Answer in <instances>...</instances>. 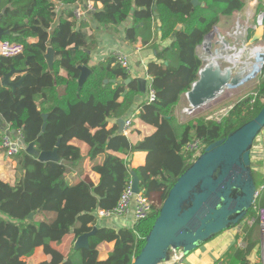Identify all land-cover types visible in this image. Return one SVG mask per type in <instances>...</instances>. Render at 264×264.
Segmentation results:
<instances>
[{
    "label": "trees",
    "instance_id": "1",
    "mask_svg": "<svg viewBox=\"0 0 264 264\" xmlns=\"http://www.w3.org/2000/svg\"><path fill=\"white\" fill-rule=\"evenodd\" d=\"M79 1L0 0V10L7 7L0 24L11 31L3 38L25 45L18 56H0V77L12 66L26 69L25 79L15 92L0 85V128L3 123L9 124L27 143L34 141L39 150L54 149L61 138L58 153L61 160L68 161L43 162L22 149L14 156L16 183L12 185L0 177V264H27L26 258L41 246L51 259L39 264H133L159 213V205L196 159L185 149L187 143L198 137L206 147L247 123L264 106L263 67L256 95L237 102L221 121L197 117L179 123L175 115L182 95L199 79L203 60L198 46L222 16L241 11L246 0H200L204 6L190 0H93L103 5L91 15L96 25L119 27L133 20L125 30L131 42L140 37L149 44L157 33L162 40L173 38L171 45L157 47L156 60L148 64L156 100L139 106L141 119L153 124L156 131L133 144L116 127L108 129V120L126 116L146 87L139 79L131 80L114 55L93 62L91 19L81 20L78 25L73 11ZM258 9L264 11L262 2ZM31 38L37 41L31 42ZM50 46L56 50L53 70L45 58ZM83 65L91 72L81 84ZM44 114H48L47 126L39 136ZM74 138L89 145L90 159L105 155L103 162L93 166L100 174L98 183L90 179L71 181L67 168L72 171L84 159L82 149L72 143ZM139 150L148 152L147 160L133 168L130 155ZM133 171L140 179V188L154 202L153 212L136 228L102 225L95 212L117 206L133 182ZM157 194L160 204L154 201ZM48 212H55L56 217H39ZM95 226L98 230L89 237L88 248H73L65 256L52 246L72 231L78 237ZM104 242H114V248L106 259H101L98 247ZM229 257L231 263L248 264L241 250L232 248Z\"/></svg>",
    "mask_w": 264,
    "mask_h": 264
},
{
    "label": "water",
    "instance_id": "2",
    "mask_svg": "<svg viewBox=\"0 0 264 264\" xmlns=\"http://www.w3.org/2000/svg\"><path fill=\"white\" fill-rule=\"evenodd\" d=\"M190 1L194 5H205L200 0ZM261 1L264 4V0ZM9 6L12 5L9 4ZM6 9L7 7H4L0 10V21ZM260 17L264 19V11H262ZM262 27V37L260 34L251 37L248 27H244L242 36H236V43L245 46L246 52L243 56L245 60H253L250 46L258 39L264 40V24ZM216 30L215 27L202 43L206 52L215 49L213 37L211 38V36ZM9 34H11V31L5 30L0 24V38ZM216 44H218V41ZM234 47L238 48V46ZM231 53L234 56V50ZM261 56H264V54ZM200 57L203 60V65L200 68L199 79L194 82L191 90L184 94L188 100L187 108L189 112L214 99L225 88H222L218 75L214 79L210 78L208 75L209 66L207 67L204 58ZM45 58L49 69L53 70L56 59L54 47H48ZM228 61L233 64V66H229L233 69L236 65L235 62ZM263 66L264 63L261 69ZM229 67L228 69H230ZM80 69L82 72L79 81L83 84L91 69L85 65L80 66ZM25 73V68L12 66L10 71L0 78V85L10 87L15 92L22 85L26 76ZM18 75H20V78L17 79L16 76ZM235 79H233L234 84L239 82ZM128 81H130V78ZM105 82H108V80H105ZM141 83L143 84L142 79ZM44 117L45 122L39 136L46 130L48 114H44ZM117 123L119 125L118 132L122 133L125 119L119 118ZM1 124L2 118L0 116ZM6 126V123H3L1 128L5 129ZM263 129L264 106L247 123L204 148L203 152L198 155L170 188L151 229L145 237V244L134 259L133 264H162L170 260L173 249L179 250L180 255L183 257L218 233L234 227L246 219L254 205L258 190L251 165V152L254 142ZM10 134L19 137V143L23 148L40 161H60L63 164H68L67 160H61L58 153L61 138H59L54 149L39 150L34 141L27 143L18 130L11 129ZM67 172H71L70 167L67 168ZM132 174L133 189L136 193H139L141 190L140 179L135 171ZM33 216L34 213H31L30 217ZM97 230L98 227L95 226L92 231L79 235L74 248H88L90 245L89 237Z\"/></svg>",
    "mask_w": 264,
    "mask_h": 264
},
{
    "label": "crops",
    "instance_id": "3",
    "mask_svg": "<svg viewBox=\"0 0 264 264\" xmlns=\"http://www.w3.org/2000/svg\"><path fill=\"white\" fill-rule=\"evenodd\" d=\"M87 0H80L79 5H85ZM262 2L261 0H246L245 7L239 11L235 12L232 16H222L220 22L216 25L217 30L215 33L211 36L213 40L217 39L219 46L215 52L208 51L205 53H208L207 59L209 60L208 64H215L216 66L218 59L223 58V56H220L221 52H225L220 47L222 43H227L234 47V43L229 38L228 34L232 30L240 31V29H244V27H248L249 31L252 32L251 36L253 35H259L262 37L263 27L258 25V21L255 22L257 13L258 17L262 13L261 10L258 9L259 3ZM102 4H98L99 9L102 8ZM91 19L89 32L90 35L94 37V41L92 43V58L93 62H99L100 60L110 56V53H113L115 51H123L127 53V55L130 58L131 67L132 70L130 73L131 80L139 79L143 81V85L145 90L140 92L136 96V100L133 104V106L130 108V110L126 113V116L123 118L126 119L127 117H130L132 114L136 113V109L140 111L139 106L146 101L147 97V88L150 86L152 77L148 74V64L151 61L156 60L157 58V47L163 48L166 46L171 45L173 42V38H168L166 40H162L160 33L155 34L153 40L149 44H144L139 37V39L136 42H131L126 38L125 30L126 28L130 27L133 23L132 19L127 20L124 24H122L119 27H104L102 25H96V22ZM81 20L85 21V19H78V25L81 23ZM88 20H86L87 22ZM256 25H258L256 27ZM181 27V26H179ZM159 31V29H158ZM260 37V38H261ZM210 38V39H211ZM31 42L37 41V38H31ZM230 41V43H228ZM260 45L264 47V40L258 39L254 44H252L251 47V55H256L257 58L262 60L264 56L257 55L254 53V45ZM234 45V46H233ZM201 47L198 46V49ZM231 50V49H230ZM242 51V55H238L237 52ZM246 52L245 47L239 48L236 51H234V55L241 56L243 58L242 65L250 64L249 61L251 60H245L244 54ZM199 56H202L199 54ZM201 58V57H200ZM254 59V58H253ZM256 61V60H252ZM218 67V66H217ZM261 67V66H260ZM64 72L62 71V74ZM188 100L186 98V95H182L180 103L177 105L175 109V115L177 116V120L179 123H186L190 121L191 119H182L181 115L186 110L188 111ZM134 120L132 122V126L130 130L125 133H123L129 138V140L133 144H137L140 141H142L145 137L152 135L156 131V127L153 124H150L148 122H145L141 117L139 116V112L136 113L134 116ZM117 118H110L108 120V129L116 127L117 132L119 129V125L117 123ZM4 134V130L0 128V145L2 141V137ZM72 143L79 146L82 149V152L84 154V159L78 164L75 169H72L71 171V181L72 182H78L82 179H90L94 183H98L100 180V174L93 170V166L97 163L103 162L105 155L101 154L96 159L92 160L88 157L89 152V145L77 138H74L72 140ZM256 152V156H252V154ZM148 156L147 151L139 150L135 151L133 154L130 155V163L133 168L142 166L146 163ZM126 157V155H124ZM251 158H252V169L254 172V175L257 179L261 181L260 187L264 185V129L261 131V133L258 135L256 141L254 142L252 152H251ZM17 162L8 157L5 152L1 149L0 146V177L14 185L17 181ZM40 218H49L53 220L56 217L55 212H48L46 214L40 215ZM102 225L111 226L115 228H120L123 226H127L130 224V218L128 219H112L110 221H102ZM239 227L238 224L234 227H231L229 229H226L220 233L222 234V237L218 238V234L215 235L212 239L206 241L199 247H197L192 252L186 254L185 256L179 255H172L170 256V260L165 261L162 264H176L175 262H178V264H216L219 261H225L226 264H241L240 261L231 263L229 253L232 251V248H235L237 251H242L244 253V258L246 259L247 263H260L262 261V253H263V237L260 231L261 235V243L260 245H257V242L254 244H251L249 242L247 235L245 234V230L243 229V226H241L239 232L241 234V240L242 242L237 239L235 245L234 243L227 246L226 242V235H223L227 232L231 233V236L234 238H238V231ZM77 239V236L74 231L67 234L62 242L56 243L53 242L52 246L59 250L62 254L65 256H68L70 252L72 251V248H74L75 241ZM224 244V246H223ZM226 245V248H225ZM114 248V242H104L99 245L98 250L100 254L101 259H106L109 256V253ZM224 248V249H223ZM261 254V255H260ZM180 256V257H179ZM51 256L49 254H46L44 252L43 247L36 248L34 254L28 258H26L27 264H39L40 262L44 260H50Z\"/></svg>",
    "mask_w": 264,
    "mask_h": 264
},
{
    "label": "built area",
    "instance_id": "4",
    "mask_svg": "<svg viewBox=\"0 0 264 264\" xmlns=\"http://www.w3.org/2000/svg\"><path fill=\"white\" fill-rule=\"evenodd\" d=\"M60 2L61 1H58L59 7L62 6ZM98 4H101V2H95L93 0H87L85 5H79V3H77L73 10L74 14L78 19H85L90 21L92 13L99 9ZM263 24H264V19H262L259 16L258 25L262 26ZM24 50H25L24 43L0 38V56L15 57L22 54ZM110 54L116 56L120 65L124 67L128 72H131L132 70L131 62L127 53L119 50ZM147 90L148 91H147L146 101L151 103L156 100V91L151 86V84L147 88ZM253 95L255 96L256 93H253ZM253 101L254 99L252 100V102ZM138 112L139 110L136 109V113ZM136 113L132 114L130 117H127L125 119V126H124L125 133H127L130 130ZM208 119H211V117ZM6 125L7 126L5 127V129H3L4 134L0 146L8 157L14 159V156L19 154L20 151L24 148L19 143V137L10 134L11 131L10 125L9 124ZM204 148L205 145L203 141L198 137H194L190 142L187 143L185 149L193 152L194 156L197 158L198 155H200L203 152ZM261 189H264V185L258 187L256 198L260 196ZM253 206H255V212L258 215L259 227L263 237V244H262L263 253H262V261L260 263H249V264H264V206L258 207L256 206L255 202ZM153 208H154V202L152 201V199L148 195H146L142 189L140 190L139 193H136L133 189L131 182L122 193L117 206H115L112 209H104V208L97 209L95 214L98 217L99 223H102V221L111 222V220L114 218L115 219L119 218L122 220L130 218V224L123 227L136 228L137 225H139L141 222H143L150 216V214L153 212ZM245 221L248 222L250 225H253L256 221V218L247 216L246 219H244L242 222ZM174 254L179 255L180 254L179 250L173 249L171 251L170 256L172 257V255ZM175 263L178 264V262ZM216 264H226V262L219 261Z\"/></svg>",
    "mask_w": 264,
    "mask_h": 264
},
{
    "label": "rangeland",
    "instance_id": "5",
    "mask_svg": "<svg viewBox=\"0 0 264 264\" xmlns=\"http://www.w3.org/2000/svg\"><path fill=\"white\" fill-rule=\"evenodd\" d=\"M258 19H259V17H258V13H257V17H256L255 22L258 21ZM250 34H252V32H250ZM213 41H214V48H215L214 52H215V50L219 46H217V44H216L217 39H215ZM228 43H230V41ZM222 44H225V43H222ZM222 44L220 46L221 48H223ZM231 45L227 44V48H229V50L220 53V56H223V58H221L222 59L221 62L218 61V63H220V65H221V67H220V65H217V66H219V67H217L215 64H208L209 70H210V73H208V75L210 77H213V79L215 78L216 75H218L217 77L219 78V81L221 82L222 88L225 87V89H223V91L217 97H215L214 99H212L208 103L197 107L194 111L189 112V111L185 110L183 112V114L181 115V118L183 120L184 119H194L197 117H206V118L211 117V119L221 121L223 118H225L228 115L229 111L232 109V107L237 102H239L242 99H244L245 97H247L249 95H253V93H255L254 90L258 85V82L260 80V76L262 74L263 68L261 70H259L261 64L258 65L257 72H255V74L252 75L249 79L239 80V82L234 84L233 79H235V78L238 79L242 76L245 78L246 76H248L249 71L253 66L251 63L246 64V65H242L243 58L241 56H235V55L232 56L231 51L233 52V50L234 51H236V50L234 48H232ZM254 46H256V48L254 47V50H255L254 53H256L257 55L264 54V47L263 46H260L258 44L254 45ZM205 51H206L205 46L203 44H201V47L198 49V52H199V54L204 56L205 59H207L208 53H205ZM237 54L242 55V51H240V52L238 51ZM228 60H232L236 64L234 67L235 69L234 68L232 69V73L230 70H226L224 68V67L230 66V65L233 66V64H230V62ZM253 60L259 61L260 59L257 58L255 55ZM240 68H242V70H240ZM228 83H231V84L228 85ZM177 116H178V114H177ZM177 116H176V118H177ZM178 117H180V116H178ZM252 156H256V152H254L252 154ZM255 180H256V183L259 187L261 181L259 179H257L256 177H255ZM154 201H158V203L160 202V195L159 194H157L154 197ZM255 204L258 207L264 206V189L260 190V196L258 198H256ZM159 207H160V205H159ZM248 216H250L252 218H256L255 223L253 225H250L246 221L245 222L241 221L238 224L239 230H240L241 226H243V229L245 230V234L247 235L249 242H251V244H254L257 242V245L258 244L260 245L261 235H260V231H259V219H258V215L255 212V206H253L251 208V210L248 213ZM239 230H237L239 233L238 238L232 237L230 232L223 234V235H226L227 246L230 244L232 245L233 243L235 245L237 239H239V241L242 242V240H241L242 236H241ZM217 237L218 238L222 237V234L217 236ZM223 246H224V244H223ZM225 248H226V245H225ZM72 250H73V248H72Z\"/></svg>",
    "mask_w": 264,
    "mask_h": 264
},
{
    "label": "bare ground",
    "instance_id": "6",
    "mask_svg": "<svg viewBox=\"0 0 264 264\" xmlns=\"http://www.w3.org/2000/svg\"><path fill=\"white\" fill-rule=\"evenodd\" d=\"M258 22H259V19H258ZM235 36H234V35ZM244 34V29H240V31H235V32H233L232 30L229 32V34H228V36H229V38L232 40V42L234 43V45L235 46H238V48H244L245 46L244 45H242V44H240V43H236V39H237V35H238V37L239 36H242ZM238 48H235V50H237ZM223 51H225V50H223ZM254 56L255 55H253L252 56V58H254ZM203 58H204V56H202ZM263 59L262 60H259V61H250V63L252 64V68L250 69V71H249V74H248V76H246L245 78L242 76V77H240V78H238V79H235V81H239V80H245V79H249L252 75H254L255 74V72H257V70H258V65H260L261 64V66H262V64L264 63V57H262ZM204 60H205V64L207 65V67H208V62H209V60L208 59H205L204 58ZM221 60L222 59H218V61H220L221 62ZM241 62V61H240ZM218 63V62H217ZM219 65H220V63H218ZM219 67V66H218ZM220 67H221V65H220ZM228 67L229 66H226V67H224L226 70H230L231 71V73H232V68H230V69H228ZM260 70H261V68H260ZM208 71H209V73H210V70H209V68H208ZM210 78H213V77H210ZM228 84H231V83H228ZM225 89V88H224Z\"/></svg>",
    "mask_w": 264,
    "mask_h": 264
},
{
    "label": "flooded vegetation",
    "instance_id": "7",
    "mask_svg": "<svg viewBox=\"0 0 264 264\" xmlns=\"http://www.w3.org/2000/svg\"><path fill=\"white\" fill-rule=\"evenodd\" d=\"M222 46H223L222 50H225V51H228L229 50V48H227V44L226 43L225 44H222Z\"/></svg>",
    "mask_w": 264,
    "mask_h": 264
}]
</instances>
